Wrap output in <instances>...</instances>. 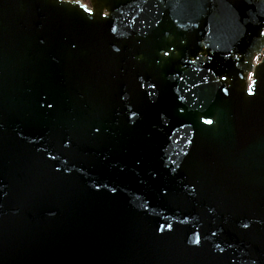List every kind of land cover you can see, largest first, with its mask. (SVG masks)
Segmentation results:
<instances>
[{"label":"water","instance_id":"obj_1","mask_svg":"<svg viewBox=\"0 0 264 264\" xmlns=\"http://www.w3.org/2000/svg\"><path fill=\"white\" fill-rule=\"evenodd\" d=\"M88 3L0 0V264H264V0Z\"/></svg>","mask_w":264,"mask_h":264},{"label":"trees","instance_id":"obj_2","mask_svg":"<svg viewBox=\"0 0 264 264\" xmlns=\"http://www.w3.org/2000/svg\"><path fill=\"white\" fill-rule=\"evenodd\" d=\"M83 3H88V0H81Z\"/></svg>","mask_w":264,"mask_h":264},{"label":"snow or ice","instance_id":"obj_3","mask_svg":"<svg viewBox=\"0 0 264 264\" xmlns=\"http://www.w3.org/2000/svg\"><path fill=\"white\" fill-rule=\"evenodd\" d=\"M206 123H211V121H206Z\"/></svg>","mask_w":264,"mask_h":264},{"label":"flooded vegetation","instance_id":"obj_4","mask_svg":"<svg viewBox=\"0 0 264 264\" xmlns=\"http://www.w3.org/2000/svg\"><path fill=\"white\" fill-rule=\"evenodd\" d=\"M86 4H88V5H89V3H86Z\"/></svg>","mask_w":264,"mask_h":264}]
</instances>
